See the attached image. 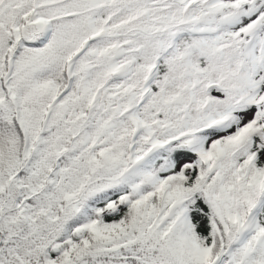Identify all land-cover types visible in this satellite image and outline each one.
Returning a JSON list of instances; mask_svg holds the SVG:
<instances>
[{
    "label": "snow or ice",
    "instance_id": "6c2138e0",
    "mask_svg": "<svg viewBox=\"0 0 264 264\" xmlns=\"http://www.w3.org/2000/svg\"><path fill=\"white\" fill-rule=\"evenodd\" d=\"M0 264H264V0H0Z\"/></svg>",
    "mask_w": 264,
    "mask_h": 264
}]
</instances>
